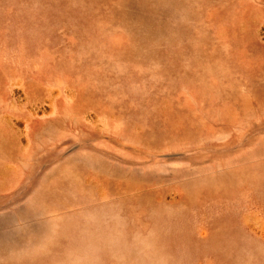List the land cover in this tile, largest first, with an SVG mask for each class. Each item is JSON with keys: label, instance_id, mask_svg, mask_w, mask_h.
Returning <instances> with one entry per match:
<instances>
[{"label": "rangeland", "instance_id": "obj_1", "mask_svg": "<svg viewBox=\"0 0 264 264\" xmlns=\"http://www.w3.org/2000/svg\"><path fill=\"white\" fill-rule=\"evenodd\" d=\"M0 264H264V0H0Z\"/></svg>", "mask_w": 264, "mask_h": 264}]
</instances>
